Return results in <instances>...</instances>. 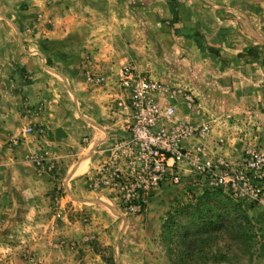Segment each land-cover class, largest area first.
Here are the masks:
<instances>
[{"label":"crops","instance_id":"obj_1","mask_svg":"<svg viewBox=\"0 0 264 264\" xmlns=\"http://www.w3.org/2000/svg\"><path fill=\"white\" fill-rule=\"evenodd\" d=\"M34 2L11 16L14 34L0 28V227L19 223L23 228H38L40 238L48 233L52 241L58 234L80 241L96 238L99 232L97 240L107 244L112 242L114 225L102 211L99 197L108 193L89 191L87 177L128 139V118L116 103L124 99L119 81L129 57L114 52L127 53L130 48L124 42L120 48L113 47L112 37L122 39L121 31L92 33L90 19L81 21L65 5L54 12ZM217 28L225 30L220 39L204 38L206 48L196 47L205 54L215 49L222 73L197 89L198 106L182 114L180 98L161 93L156 100L173 107L178 119L209 127L206 134L182 141L184 149L202 147L206 155L236 160L247 146L264 150V38L251 30L244 37L237 24L223 16ZM198 32L206 36L204 30ZM65 42L74 47L71 60L57 55ZM187 43L192 50L193 40ZM97 77L103 83H95ZM29 128L32 131L27 133ZM231 129L238 132L227 134ZM229 136L237 137L231 140ZM218 142L224 146L218 147ZM41 150L55 161L62 186L64 219L54 231L48 221L53 184L36 171L32 161ZM191 183L154 189L146 212L166 213L179 197L166 199L163 191L195 189ZM69 209L77 212L78 220L69 221ZM84 215L89 217L87 225ZM29 237L34 239V235Z\"/></svg>","mask_w":264,"mask_h":264},{"label":"rangeland","instance_id":"obj_2","mask_svg":"<svg viewBox=\"0 0 264 264\" xmlns=\"http://www.w3.org/2000/svg\"><path fill=\"white\" fill-rule=\"evenodd\" d=\"M29 1L31 0H0V28L12 32L16 25L11 16H15L19 9L27 10L30 6V3H27ZM34 1H36L34 3L38 1L41 9L47 7L50 10L53 9L54 12H57L59 5L62 8L65 5L66 10L75 12L81 21L90 19L92 33L105 32V30L113 33L121 31L122 39L115 35L111 43L116 49L120 48V42H124L130 50L127 53L115 51V56L121 57L123 54L128 56L127 64L124 66L132 67L137 73L159 81L164 87V96L172 99L180 98L182 114L191 108L187 99L193 100L191 106H198L200 102L197 98V89L204 86L208 80L222 74L217 67L218 60L221 59L220 54L213 48H209V51L207 49V54L196 48L207 44V40L203 42L204 38L220 39L223 36L222 33L225 30L217 28L220 16L236 23L244 37H247V31L251 30L258 32L259 38H264V0H175L178 18L173 23L170 22L172 15L167 0ZM177 23L180 25L173 28V24ZM201 29L205 31L206 36L198 32ZM191 39L193 40L192 50L187 48V45H190L187 40ZM63 45L64 49L57 52V55L60 54L62 58L71 60L75 54L74 47L70 42H65ZM86 60L90 61L89 58ZM36 131L41 135L40 130ZM228 131L230 132L227 134L238 132L232 129ZM229 137L232 140L237 136ZM207 139L211 140V137L207 136ZM218 144V147L224 146L219 142ZM248 149L264 152L261 148L247 146L243 153ZM43 152L47 151L41 150L38 155L33 156L32 161L36 171L47 176L49 182L53 184L48 221L52 226L50 230L54 231L64 219L62 186L57 175V165L55 176H51L37 166L35 159ZM242 155L236 160L229 159L227 156L222 157L227 161L229 159L228 162L233 164ZM178 173L181 177L179 186L192 182L191 186L196 188L185 192L179 189L177 191L167 189L162 194L166 199L167 197H179L176 202L179 205L193 203L195 198L203 193V187L199 185L200 183L188 167L181 166ZM166 184L170 185V188L178 186L171 183ZM151 196L152 194L150 198ZM55 197L59 201L58 204L54 202ZM99 200L102 204V211H105L114 225L112 242L105 244L97 240L99 232L95 234L96 238L87 236L80 241L68 240L58 234L59 238L52 241L50 239L52 235L49 236L48 233L47 237L40 238L41 233L38 228L27 229L20 227L19 223H13L11 227H0V264H106L104 259L111 254L116 264H170L166 258V245L161 239V226L170 209L166 213L156 210L150 214L146 212L148 201L142 214L132 215L124 212L119 203L110 196H101ZM243 206L252 219L256 237L249 251L250 254H246L253 255V258L250 263L244 261V264H264V205ZM67 214L69 221H76L79 218V215H76L77 212L71 209L67 210ZM98 217L102 219V214ZM84 219V224L87 225L89 217L84 215ZM98 229V231L101 230L100 227ZM29 235H34V239H31ZM37 239L38 241H35ZM120 241L121 244H119Z\"/></svg>","mask_w":264,"mask_h":264},{"label":"built area","instance_id":"obj_3","mask_svg":"<svg viewBox=\"0 0 264 264\" xmlns=\"http://www.w3.org/2000/svg\"><path fill=\"white\" fill-rule=\"evenodd\" d=\"M94 80L103 83L101 77ZM119 85L124 99L116 107L128 118L129 136L87 177L89 191H106L124 212L142 214L153 190L166 183L179 185V168L188 165L203 189H220L243 205H264V152L248 149L230 164L222 156L206 155L202 147L186 150L182 141L206 134L208 126L178 119L173 107L156 100L163 85L132 67H122ZM187 102L191 107L193 100ZM35 162L55 176L56 164L47 152ZM54 202L59 203L57 198Z\"/></svg>","mask_w":264,"mask_h":264},{"label":"trees","instance_id":"obj_4","mask_svg":"<svg viewBox=\"0 0 264 264\" xmlns=\"http://www.w3.org/2000/svg\"><path fill=\"white\" fill-rule=\"evenodd\" d=\"M167 5L173 23L178 18L175 0ZM161 229L170 264H244L253 258L246 255L256 238L252 219L242 203L220 189H203L193 203L175 204ZM104 261L116 264L113 254Z\"/></svg>","mask_w":264,"mask_h":264}]
</instances>
